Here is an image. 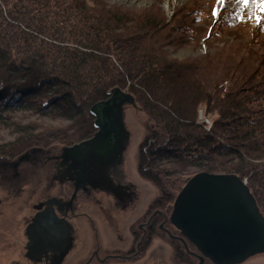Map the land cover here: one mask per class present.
Here are the masks:
<instances>
[{"label":"trees","instance_id":"1","mask_svg":"<svg viewBox=\"0 0 264 264\" xmlns=\"http://www.w3.org/2000/svg\"><path fill=\"white\" fill-rule=\"evenodd\" d=\"M250 3L260 11L244 16ZM191 4L166 20L160 8L128 10L101 0H0V122L9 121L16 134L0 144V158L51 139L73 144L90 137V106L106 99L111 88H126L152 121L139 143L136 168L159 188L155 201L172 198L157 165L185 163L237 175L264 216V4ZM204 4L210 23L194 27ZM248 14L244 43L180 61L163 50L220 39ZM201 104L203 115L215 114L207 129L196 120ZM16 111L69 124L35 133L38 126L11 120Z\"/></svg>","mask_w":264,"mask_h":264},{"label":"rangeland","instance_id":"2","mask_svg":"<svg viewBox=\"0 0 264 264\" xmlns=\"http://www.w3.org/2000/svg\"><path fill=\"white\" fill-rule=\"evenodd\" d=\"M107 6H118L128 10H139L149 8H160L163 17L170 19L173 12L182 11L192 6L191 0H101ZM204 1V0H203ZM205 5V4H204ZM208 9L205 5L202 12L197 15L198 19L194 22L188 15L186 19L193 21L194 27L206 28L210 23V19L207 14L204 13ZM259 12L260 10L254 3L245 5L243 9V15L247 12ZM181 13V12H180ZM178 14V13H177ZM235 24L226 28L225 34L222 38H214V40H199L196 44L192 41L185 43L184 45L166 46L163 50L166 51L169 58L176 60H185L188 58H196L202 54L213 52L228 47V45H234L236 43H244L249 37L248 20L250 16L244 17ZM185 19V18H184ZM125 88L123 91H126ZM135 102V101H134ZM203 104L199 105L196 109V120L198 122H204L206 129L209 127L210 121L215 117V114L203 115ZM11 120L15 123L23 125L38 126L34 132L40 133L47 128H63L69 123L65 119H52L48 117L32 114L29 111H16L10 113ZM207 119L206 123L204 120ZM151 120L147 115L138 108L137 104L124 106V124L128 131L129 138L126 151L123 155L122 171L125 175V180L132 183L135 187L136 198L129 204L127 210L123 213L109 206L106 210L107 213L98 211L97 207L92 206V216L95 220H100V226L104 229L107 239L104 237L102 230L98 226L101 241L106 243L114 238L115 232L119 233L124 238L129 236V226L142 218L143 209L151 200H155L159 194V188L153 183L144 179L137 171V161L139 154V143L142 140L147 125L151 124ZM9 124V121L0 122V144H4L15 139L16 134ZM93 134V133H92ZM78 143L74 142L73 144ZM72 144H63L58 140L51 139L46 145L41 147H35V149H28L21 152L12 158L6 159L0 158V264H11L13 262L23 263V228L24 225L34 214L33 204L42 199L45 192L50 195L57 194V183H54L53 187L48 190L45 189L47 178L49 174V165L42 160L46 155L55 154L63 146H70ZM32 150H38L40 153H35L34 157L41 158L40 161H30L29 159L22 160L19 164L10 167V164L16 161V159L26 154L27 157L32 154ZM42 152V153H41ZM25 155V157H26ZM157 168L161 170L162 187L165 192L172 194V198L168 200V211L173 203V200L179 190L182 188L188 178L197 172H201L199 168L186 165L185 163H175L170 161H162ZM164 173H163V171ZM44 191V192H43ZM104 206L113 204L112 197L103 194L97 195ZM164 199H162L163 201ZM163 205L159 203L158 206ZM114 206V205H112ZM135 208V209H134ZM103 209V210H104ZM135 210V211H134ZM111 216L112 219L108 223L103 220V216ZM139 216V217H138ZM138 217V218H137ZM113 221V225L111 224ZM103 223V226H102ZM107 227V228H106ZM158 237V234H157ZM155 238L151 241V245L147 246L145 252L140 258L134 261L118 263L115 260H109L107 264H174L173 260H170V249L164 243V239ZM102 243V244H103ZM117 245V244H116ZM165 245V246H164ZM82 255H85V250ZM243 264H264V255H255L247 259Z\"/></svg>","mask_w":264,"mask_h":264},{"label":"flooded vegetation","instance_id":"3","mask_svg":"<svg viewBox=\"0 0 264 264\" xmlns=\"http://www.w3.org/2000/svg\"><path fill=\"white\" fill-rule=\"evenodd\" d=\"M124 152L118 164H112L103 173L102 178L97 176L96 179H90L86 175L83 178L79 177L76 168L78 157L65 153L62 148L55 154L42 158L41 161L49 165L45 189L48 190L57 183L58 191L55 195L45 192L42 199L32 205L34 214L25 223L22 232L24 260L21 264H107L109 260L128 263L140 258L157 234V238L164 239V243L170 249V260H173L174 264H214L207 257L203 256L200 259L199 250L170 223L172 205L168 211V206L164 205L168 203L162 200H151L144 206L142 218L139 220L138 216L137 221L129 226L127 238L115 232L111 241L106 240V243L101 241L99 228L104 237L106 239L107 237L104 229L99 225L100 220H95L90 212L92 206L97 207L102 215L107 213L106 209L109 206L123 213L136 198L134 185L125 180L122 171ZM31 153L30 157L26 155L23 160L40 161L41 158L34 157L35 153H40L38 150H32ZM14 166L16 164H10V167ZM98 194L112 197L114 206L107 203L108 206L106 205L104 209ZM160 202L163 205L158 206ZM46 210H52L61 222H52L51 217H47L49 220H45L43 226H40L41 234L36 243L37 248L31 250L32 232L27 231V227L36 213ZM47 218L42 217V220ZM108 219L110 221L112 217L103 216L106 223ZM111 224L113 225V221ZM84 250L85 255H82ZM255 255H264V253ZM246 260L239 264H243Z\"/></svg>","mask_w":264,"mask_h":264},{"label":"water","instance_id":"4","mask_svg":"<svg viewBox=\"0 0 264 264\" xmlns=\"http://www.w3.org/2000/svg\"><path fill=\"white\" fill-rule=\"evenodd\" d=\"M127 104L135 105L132 95L111 88L106 99L89 108L95 129L92 136L62 147L65 153L78 157L79 177L102 178L122 159L129 136L124 124ZM42 217L61 222L52 210L36 213L27 227L32 232L30 243L35 245L31 250L37 248L40 226L49 220ZM169 221L199 250L200 259L207 257L214 264H239L264 253V216L245 181L235 174L201 171L192 175L176 194Z\"/></svg>","mask_w":264,"mask_h":264},{"label":"snow or ice","instance_id":"5","mask_svg":"<svg viewBox=\"0 0 264 264\" xmlns=\"http://www.w3.org/2000/svg\"><path fill=\"white\" fill-rule=\"evenodd\" d=\"M243 2H244V3H247L248 0H243ZM261 3L264 4V0H261ZM262 10H264V8H262ZM215 15H216V12H215V10H214V11H213V16H215Z\"/></svg>","mask_w":264,"mask_h":264},{"label":"built area","instance_id":"6","mask_svg":"<svg viewBox=\"0 0 264 264\" xmlns=\"http://www.w3.org/2000/svg\"><path fill=\"white\" fill-rule=\"evenodd\" d=\"M204 121H205L206 123L208 122V120H207V119H205Z\"/></svg>","mask_w":264,"mask_h":264}]
</instances>
